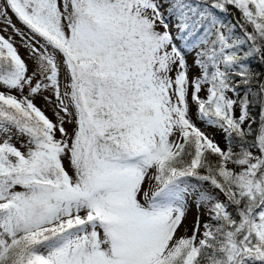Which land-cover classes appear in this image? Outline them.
I'll list each match as a JSON object with an SVG mask.
<instances>
[{"label":"snow or ice","instance_id":"6c2138e0","mask_svg":"<svg viewBox=\"0 0 264 264\" xmlns=\"http://www.w3.org/2000/svg\"><path fill=\"white\" fill-rule=\"evenodd\" d=\"M0 264H264V0H0Z\"/></svg>","mask_w":264,"mask_h":264},{"label":"rangeland","instance_id":"374dc122","mask_svg":"<svg viewBox=\"0 0 264 264\" xmlns=\"http://www.w3.org/2000/svg\"><path fill=\"white\" fill-rule=\"evenodd\" d=\"M13 22H15V17H13ZM17 27H20V25L19 24H17ZM9 31H11V30H9ZM20 51H21V55H24L25 53H24V49L23 48H21L20 49ZM49 115H51V113L49 112L48 113Z\"/></svg>","mask_w":264,"mask_h":264}]
</instances>
